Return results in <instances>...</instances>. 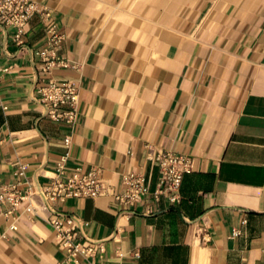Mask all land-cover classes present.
<instances>
[{
	"label": "crops",
	"instance_id": "1",
	"mask_svg": "<svg viewBox=\"0 0 264 264\" xmlns=\"http://www.w3.org/2000/svg\"><path fill=\"white\" fill-rule=\"evenodd\" d=\"M35 1L51 14L31 17L23 45L0 27V182L23 163V188L45 186L70 151L68 169L99 166L103 189L49 204L34 194L35 214L30 200L10 215L0 201V264L63 261L55 213L81 221L83 244H104L82 264H264V0ZM53 23L73 63L53 74L80 82L74 127L36 91ZM167 149L193 159L179 202L152 194ZM132 170L151 193L125 208L115 195Z\"/></svg>",
	"mask_w": 264,
	"mask_h": 264
},
{
	"label": "built area",
	"instance_id": "2",
	"mask_svg": "<svg viewBox=\"0 0 264 264\" xmlns=\"http://www.w3.org/2000/svg\"><path fill=\"white\" fill-rule=\"evenodd\" d=\"M36 13L48 19L51 11L48 6L35 0H0V27L12 28L14 30L13 42L23 45L28 22ZM47 33V41L38 51L43 72L36 87L38 99L45 106L46 114L51 119L66 122L74 127L79 112L80 82L71 77L59 79L56 75L54 76L53 72L56 68H68L73 66V63L70 58L60 52L65 36L58 25L51 24ZM7 70V67L0 66V81ZM0 106L5 107L2 102H0ZM65 142L70 148L72 144L71 134L65 137ZM69 157L70 151L62 155L57 161V167L52 174L50 183L36 189L32 187L23 188L25 181L21 177L26 175L27 164L18 163L19 169L15 174L20 178L11 183L0 182V201L3 203L10 202L12 205L6 215L12 214L17 207H22L27 200L30 202L24 208L25 211L35 214V207L31 202L34 194L40 195L48 204L64 202L68 198L100 195L103 189L101 168L91 165L88 168L76 167L70 171L67 167ZM190 157L186 153L176 152L172 149L160 151L155 156L161 173L157 187L152 192L156 200H160L162 196H166L171 202L181 200V186L184 176L193 170V159ZM150 193L146 174L132 170L123 173L122 189L115 195V198L125 208H128L137 204L139 200ZM48 220L55 229L65 254H67L63 261L56 264H82L81 258L88 259L98 251H105L102 242L89 241L88 244H83L78 240L81 221L75 216L62 217L55 213ZM11 228L18 229L17 223L14 222ZM234 233L238 235L240 230L235 229Z\"/></svg>",
	"mask_w": 264,
	"mask_h": 264
}]
</instances>
